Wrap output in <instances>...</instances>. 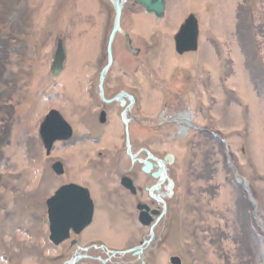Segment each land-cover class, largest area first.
<instances>
[{"label":"rangeland","instance_id":"obj_1","mask_svg":"<svg viewBox=\"0 0 264 264\" xmlns=\"http://www.w3.org/2000/svg\"><path fill=\"white\" fill-rule=\"evenodd\" d=\"M81 1L75 0L88 18L83 33H87L84 42L93 43L91 50L96 41H106L113 12L106 3ZM69 2L0 0V264H66L72 255L52 247L47 238L45 200L69 180L90 185L98 200L96 226L88 236L108 240L115 248L137 245L149 236L148 227L136 224L134 202L115 189L116 177L108 175L106 179L97 171L89 183L85 167L90 160L98 170L107 167L134 172L135 182L142 188L155 182L138 172L139 164L108 150L107 141L96 149L104 154L99 160L88 153L71 154L66 177L50 170V164L64 154L62 143L55 142L46 154L38 131L48 108L59 103L56 96L47 99L45 90L49 83L51 91L61 90V75L53 78L48 64L64 26V12L69 15L73 36L66 32L72 67L85 64L76 46H82L83 39L74 34L81 14L70 9ZM127 6L135 3L130 0ZM169 8L170 21L175 24L189 13L195 14L198 49L175 55L161 38L163 45L149 47L147 57H142L141 70L152 77L148 84H140V61L123 63L133 70L139 93L143 90L139 94L141 114L168 124L156 132L167 137L150 140L148 149L161 159L167 153L173 155V162L167 165L174 184L172 195L165 198V214L141 255H110L98 245L99 250L89 256L109 264H170L171 256L180 257L181 264H264V0H172ZM128 26L131 32L135 30ZM138 33H133L137 44ZM97 49L101 67L106 59L105 45ZM122 50L116 45L121 58L125 56ZM121 80L118 88L125 85ZM158 82L180 93L178 109L162 110L166 101L160 103ZM161 110L171 118L158 116ZM183 112L191 119L185 133L180 132V124L172 122ZM153 133L149 130V136ZM77 164L84 166L78 170L79 177L74 173ZM230 165L245 179L249 192ZM137 198L151 209H162L161 202L144 189ZM122 201L124 205H120ZM123 226L128 228L125 235L120 230ZM85 263L79 260L76 264Z\"/></svg>","mask_w":264,"mask_h":264},{"label":"flooded vegetation","instance_id":"obj_2","mask_svg":"<svg viewBox=\"0 0 264 264\" xmlns=\"http://www.w3.org/2000/svg\"><path fill=\"white\" fill-rule=\"evenodd\" d=\"M96 3H106L112 8L113 16L110 23L109 31L107 33L106 41L103 44V41H96L94 45H96L95 48H92L90 50L88 44L91 43L89 41L84 42V37L87 35L86 32L83 33V30L85 29V26L87 27V16L85 17L81 10L82 8H78L76 6L75 0H70V9L76 10V14H81V20L80 23H77V26L74 30V34L80 35L81 39H83L82 46L78 43L76 46L78 49L82 52L80 56H83V62L85 63L84 66L79 67H72V64L70 62V51L67 46L66 40V32L68 36H72V31L69 30V22L67 21L69 15L68 13L64 12L62 16V21H64V26L59 32V36L56 38V46L54 47L53 54L50 59V63L48 64V68L50 69V73L52 74V77H57L61 75V90L59 92L51 91L53 89V86H51V83H49L48 87H46L47 90L51 92H45L47 99L56 96L57 99H59V103H56L58 106H53L48 108L47 112L45 113V118L51 111H58L64 122L66 123L67 127V133L64 132V136L61 139L55 140V142L62 143V147L64 150V154L62 158L60 159L61 165H62V173L61 177H66L67 174H69V157L71 154L76 153L77 157L82 156L83 153H88L91 157V159H100L104 154L96 150L98 146L103 143V141H107L110 145L108 146V150H112V152L116 153H122L131 163L133 164H139L138 172L142 173L143 175H149L151 174L143 171L142 167L144 166V160L148 159V151L154 155V153L148 149V143L150 140H163L166 135L162 134H156V132H159L161 128H164L166 125L164 121L160 122L154 121V117H151L148 119L146 114H141V96L139 94V87L137 86V83L135 80H133V70L126 67L124 63H127L128 61H140L137 63V67L140 69L139 71V79L140 84L141 81L148 84L152 77H150L147 72L141 70L142 67H144L143 59L142 57L146 55L147 50L152 48H157L160 45H163V42L165 41L166 44L170 45V48L173 50V53L175 55H184L186 53H189L191 51L184 52L182 54H179L176 51L175 48V37L177 33L179 32L181 24L185 21L183 19L180 23H173L170 20H172V17L170 16V1L172 0H164V9L163 14L161 17H158L154 12L147 11V8L139 3V0H133V3H135V6H127V3L130 0H118V2L121 3V13H120V19H119V28L116 30L114 37L112 39L111 43V55H112V63L110 67L107 69V72L102 80L101 86H100V76L101 71L103 67L108 62V43L110 34L114 28V22H115V4L113 0H95ZM83 3L81 0H78V4ZM49 9L53 8L51 4H48ZM100 7L94 6L93 9L97 10ZM98 17V14L96 15ZM139 18L140 20L138 21ZM61 19V18H60ZM129 20V22L126 23V20ZM148 19L153 23L148 24L146 21ZM68 23V24H67ZM128 25H132L135 30L129 29L130 27ZM68 26V28H67ZM139 29V30H138ZM86 31V29L84 30ZM135 31H139L138 37L140 39V43L137 44L134 40L133 33ZM96 35H99L97 33ZM101 35V34H100ZM73 37V36H72ZM165 39L162 42V39ZM118 41H120V44H118ZM105 45V63L102 64L101 67H99V64L101 63L100 54L97 53L98 47H103ZM116 45H120L123 49L122 51L125 53V56L121 58L116 54ZM62 48V54H63V62L62 67L58 73H54L52 69V64L55 58V53L57 51L58 47ZM156 46V47H155ZM97 49V51L95 50ZM84 52V54H83ZM97 53V54H95ZM128 60V61H127ZM124 62V63H123ZM113 68L116 69V71H112ZM92 69V70H89ZM95 70L98 71L97 76H95ZM110 70V71H109ZM111 74V76H109ZM124 79L125 85L123 87H117L118 82H121ZM72 82L75 83V86H72ZM70 84V85H69ZM155 84V83H154ZM160 82L156 85H158V90L161 91L160 95V103H163L164 99L166 101L165 105L166 107H162V110L164 109L167 111H173L174 109H178L180 98V93L178 91L172 90V87L164 88L159 86ZM60 87V86H59ZM63 87V88H62ZM141 87V86H140ZM116 90H113L115 89ZM175 89V88H174ZM169 90V91H167ZM163 100V101H162ZM171 107V110L168 109V107ZM161 109V108H160ZM162 110L160 113H158V116H162L163 118H166V120L170 119L171 117L169 115H164L162 113ZM163 115H162V114ZM165 113V112H164ZM179 116V115H178ZM53 119H56V115H51ZM168 117V119H167ZM170 117V118H169ZM177 117L172 119V122H175L179 124L176 120ZM54 119V120H55ZM126 120L127 124L124 122ZM162 123V124H161ZM149 130L153 131L154 133L149 136ZM103 132H106L109 134V136L106 134L103 135ZM106 137V138H105ZM105 138V140H104ZM54 142V144H55ZM113 143V144H112ZM53 144V146H54ZM115 144V146H111ZM129 144V148H128ZM72 147H75V150L72 149ZM53 149V147H52ZM51 149V151H52ZM128 149L132 154L136 156V160H132L131 157L128 155ZM96 150V151H95ZM50 151V153H51ZM49 153V154H50ZM113 155V154H112ZM155 156V155H154ZM165 157V156H164ZM163 157V158H164ZM55 161V160H54ZM53 161V162H54ZM151 162L154 163L152 159H150ZM53 162L50 164V170L54 173L53 170ZM92 161H88L89 163L87 165V168L85 167V170H87V173L89 174V178L91 183V180L94 179V175H96L97 171H102L103 174H105L106 179H109V176L111 175L116 177V185L115 189L124 191L126 195H128L129 200H132L134 202V206L138 212L137 214V223L140 224L139 227H148V231H150L149 225L143 223L141 219H151V223L156 220V215H151L150 206L144 202H141L142 200H139L137 198L138 195L142 194V189H144L147 194V188L150 186H142L136 184L135 180L137 178V175L134 172H121L119 168H107L104 167L100 170H98L100 167H95L92 163ZM84 166H75L74 173L76 177H79L77 173L83 168ZM153 170H157V168L153 167ZM79 170V171H78ZM98 174V173H97ZM109 175V176H108ZM87 177V176H84ZM113 177V179H114ZM156 182V179H154ZM71 184L79 185L83 188H86L89 193V197L93 204V213L90 219V222L85 225L81 229H77L78 225H64L63 224V231L61 232V236L63 237L62 240L59 243H55L50 240L51 235V224H50V216L48 211V204L47 200L51 199L56 191H58L61 187L68 186ZM66 197H79L80 194L78 191H70L66 192ZM149 196V194H148ZM96 196L93 192V189L90 185L87 183L79 182L77 180H69L67 182H64L62 185L58 186L52 194L48 196V198L45 200V207H46V223H47V238L52 245V247L55 248H62L65 253H70L72 256L70 259L66 262V264H69L71 259L74 256L82 255L79 259L85 261V264H109L106 260L103 262L102 259L95 256H89L97 250H99L97 247L104 250L106 253H108L110 250L112 251H125L127 249H130L134 246L141 245L143 240L140 241L137 245L129 246V247H123V248H115L110 247L109 242L107 240V243L105 240H101L99 238H92L88 236L93 232V227H95V210H96ZM98 201V200H97ZM131 201V202H132ZM76 202V201H75ZM77 203V202H76ZM120 205H124L123 201L120 202ZM143 205H147L148 208H146ZM142 207V208H139ZM154 209V208H153ZM157 211H160L158 209H154ZM71 211H77L76 207H73ZM142 211H146L147 213L141 215ZM131 216L130 214L128 217ZM130 218V217H129ZM61 219L63 221H76L81 219V216L76 214H63L61 215ZM129 221V220H128ZM135 222V221H134ZM134 222L132 223L134 225ZM131 223V220L129 221ZM120 230L125 235L128 228L125 226L121 227ZM149 237V236H148ZM99 245V246H98ZM133 255L132 252H127ZM127 253H120L117 255H123ZM110 255H113L111 253ZM99 262V263H98ZM130 264V263H129Z\"/></svg>","mask_w":264,"mask_h":264},{"label":"water","instance_id":"obj_3","mask_svg":"<svg viewBox=\"0 0 264 264\" xmlns=\"http://www.w3.org/2000/svg\"><path fill=\"white\" fill-rule=\"evenodd\" d=\"M116 8L115 12V22H114V28L110 34L109 43H108V62L103 67L101 71L100 76V86L102 83V80L106 74L107 69L112 63V55H111V43L112 39L114 37V34L116 30L119 28V19H120V13H121V3L118 2V0H113ZM139 3L144 5L147 8V11L154 12L158 17H161L163 14L164 9V0H139ZM197 36H198V27H197V19L195 18L194 14H190L187 19L184 21V23L180 26L179 32L177 33L175 37V48L176 51L180 54H182L185 51H191L195 50L197 48ZM63 62V54H62V48L59 46L57 48V51L55 53V58L52 64V69L54 73H58L62 67ZM51 115H56V119L54 120ZM67 125L60 116V114L57 111H51L49 115L46 116V118L43 120V122L40 125V136L42 139V142L44 144V147L46 149V153H49L53 142L56 139H61L65 134L67 133ZM129 148V144H128ZM128 155L131 157L132 160H135V155L130 152L128 149ZM150 159L154 161L151 162ZM173 156L172 154H167L164 159L157 158L150 153H148V159L144 160V166L142 167L143 171L147 173H151V176L156 178L157 181L152 184L150 187L147 188V191L149 193V196L159 200L162 205L163 209L160 212L157 220L165 213V201L161 198L159 194H155L156 192L161 189L162 183L167 180L168 185L167 189L170 190L173 187V181L167 174V163H172ZM234 171V174L237 178H239L240 182L243 184V186L246 188L247 191L249 189L247 188L246 181L242 176H239L236 172V169L234 166L230 165ZM155 167L157 170H152V168ZM53 170L57 175H60L62 173V165L60 161H55L53 163ZM72 192V191H78L80 194L79 197H66L64 196L66 192ZM153 191L155 193H153ZM77 203H76V202ZM48 204V211L50 216V224H51V235L50 240H52L55 243H59L62 240L61 232L63 231V224L64 225H78L77 229L83 228L85 225H87L90 222L92 213H93V204L89 197L88 190L86 188H83L79 185L71 184L68 186L61 187L58 191H56L55 195L47 200ZM146 208H148L146 205H143ZM73 207L77 208V211H71ZM142 208V207H139ZM146 211H142L141 215L145 214ZM151 213L158 214L159 212L157 210H152ZM63 214H76L81 216V219L76 221H63L61 219V215ZM141 221L145 224H149L151 219L148 218L146 220L141 219ZM155 223H153L150 226V237L148 240H145L143 243H148L153 238V227ZM141 246L134 247L130 250L133 251L134 255L140 254ZM129 250V251H130ZM77 257H74L71 260V264L75 262ZM169 261L171 264H181V259L178 256H171L169 258Z\"/></svg>","mask_w":264,"mask_h":264},{"label":"bare ground","instance_id":"obj_4","mask_svg":"<svg viewBox=\"0 0 264 264\" xmlns=\"http://www.w3.org/2000/svg\"><path fill=\"white\" fill-rule=\"evenodd\" d=\"M110 71V70H109ZM177 122L180 124V132L182 133H185L186 131H188L187 129L189 128L190 126V123H191V119H190V116L187 112H183L181 113L179 116H177L176 118ZM167 186V182L164 181L161 185V189L158 191V193L156 192H153L155 194H159L161 196V198L163 200H165L166 197H170L172 195V190L173 189H170L168 190L166 188ZM153 199V198H152ZM156 201H159L157 199H154ZM160 202V201H159ZM144 247V246H143ZM141 251H143V248L141 249Z\"/></svg>","mask_w":264,"mask_h":264}]
</instances>
